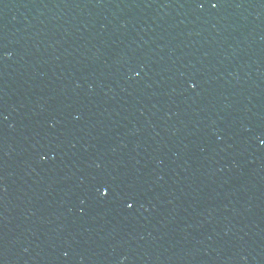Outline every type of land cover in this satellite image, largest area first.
<instances>
[{
  "label": "water",
  "instance_id": "water-1",
  "mask_svg": "<svg viewBox=\"0 0 264 264\" xmlns=\"http://www.w3.org/2000/svg\"><path fill=\"white\" fill-rule=\"evenodd\" d=\"M0 264H264V0H0Z\"/></svg>",
  "mask_w": 264,
  "mask_h": 264
},
{
  "label": "snow or ice",
  "instance_id": "snow-or-ice-1",
  "mask_svg": "<svg viewBox=\"0 0 264 264\" xmlns=\"http://www.w3.org/2000/svg\"><path fill=\"white\" fill-rule=\"evenodd\" d=\"M212 7H216V4H213ZM101 195H107V191H106V190H105V191H102V192H101ZM127 206H128V207H132L131 204H129V205H127Z\"/></svg>",
  "mask_w": 264,
  "mask_h": 264
}]
</instances>
